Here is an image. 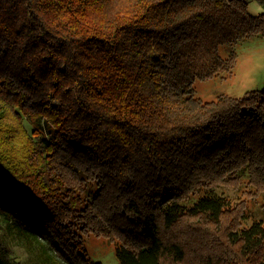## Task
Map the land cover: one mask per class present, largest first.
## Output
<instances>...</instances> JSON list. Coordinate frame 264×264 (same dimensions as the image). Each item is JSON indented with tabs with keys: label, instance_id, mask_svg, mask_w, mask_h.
<instances>
[{
	"label": "trees",
	"instance_id": "1",
	"mask_svg": "<svg viewBox=\"0 0 264 264\" xmlns=\"http://www.w3.org/2000/svg\"><path fill=\"white\" fill-rule=\"evenodd\" d=\"M253 1L0 0V214L58 264H101L89 235L119 264L183 262L182 223L197 264H264V88L194 90L264 35Z\"/></svg>",
	"mask_w": 264,
	"mask_h": 264
},
{
	"label": "rangeland",
	"instance_id": "2",
	"mask_svg": "<svg viewBox=\"0 0 264 264\" xmlns=\"http://www.w3.org/2000/svg\"><path fill=\"white\" fill-rule=\"evenodd\" d=\"M245 1L251 16H258L262 13L263 9L255 1ZM231 52L236 56L231 72L223 73L207 81L196 80L194 82L196 97L209 102L221 94L241 97L246 92L260 91L264 88V35L243 40L233 48L225 45L219 49V55L222 58H227ZM217 192L238 202L245 197L246 188L243 186L238 189L219 187ZM249 206L250 220H247L246 224H250L251 220L264 219V192L255 197ZM186 228L199 229L187 223H182L174 228L172 234L177 235L186 243L183 247L186 254L183 262L173 264H197V260H194L193 257V250L201 239V235L199 233L184 234ZM217 239L220 240L221 237L218 236ZM85 245L94 261L101 264H119L114 245L107 239L89 235L85 238ZM47 254L40 247L36 237L23 236L18 232L13 222L5 215L0 214V264H58Z\"/></svg>",
	"mask_w": 264,
	"mask_h": 264
}]
</instances>
